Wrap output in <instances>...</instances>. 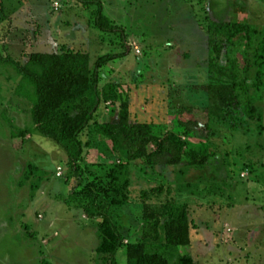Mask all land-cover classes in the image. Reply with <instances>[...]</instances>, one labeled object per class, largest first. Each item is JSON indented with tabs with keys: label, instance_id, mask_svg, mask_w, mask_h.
<instances>
[{
	"label": "rangeland",
	"instance_id": "rangeland-1",
	"mask_svg": "<svg viewBox=\"0 0 264 264\" xmlns=\"http://www.w3.org/2000/svg\"><path fill=\"white\" fill-rule=\"evenodd\" d=\"M82 1L0 0V217L6 210L14 219L0 233V264H110L97 253L102 217L127 246L148 232L145 208L165 205L187 210L190 246H168L161 221L158 241H145L149 254L167 264H264V0H99L103 15L127 36L128 54L99 72L101 103L79 137L83 153L73 167L60 146L35 131L30 103L14 95L21 77L5 60L25 64L32 53L80 52L94 70L99 57L123 52L120 33L97 30V7ZM211 22L252 28L220 38L215 64L223 76L209 71ZM233 72L238 104L211 108L209 140L203 129L186 136L193 117L176 111L208 109L205 87L232 84ZM121 101L129 104L130 123L180 135L186 153L180 165H168L167 157L129 162L98 134V125L117 120ZM86 108L81 102L62 112ZM200 144L211 157L203 167L190 166ZM23 194L28 201H19ZM89 194L92 204L82 197ZM116 261L126 264L124 248Z\"/></svg>",
	"mask_w": 264,
	"mask_h": 264
},
{
	"label": "trees",
	"instance_id": "trees-1",
	"mask_svg": "<svg viewBox=\"0 0 264 264\" xmlns=\"http://www.w3.org/2000/svg\"><path fill=\"white\" fill-rule=\"evenodd\" d=\"M82 3L85 6L97 7L94 20V27L97 30L106 34L120 33L123 52L99 57L94 70L91 69L90 56L80 52L32 53L27 57L25 64L11 58L5 60V63L16 68L21 77L14 95L30 103L31 108L27 114L31 117L35 131L60 146L65 151L69 164L73 167L78 165L83 153L79 137L88 128L101 103L99 72L109 63L123 59L128 54L125 51L127 36L122 28L115 26L103 15L101 2L99 0H83ZM251 30L249 25L232 22H211L208 24L206 33L208 35L207 46L211 54L209 64L211 73L225 75V73L221 74L225 70L217 68L215 64L222 52L220 38L227 37L228 40H233L240 34H248ZM261 51L264 53V48H261ZM260 59L262 60V57ZM232 76L234 78L232 84H210L205 87L209 98L208 109L180 108L176 111L177 116L193 117L190 124L194 129L186 130V136L195 135L196 131L203 129L205 139L209 140L213 135L208 118L211 108H224L231 104H238L234 72ZM81 102L86 104L85 110L75 114L62 112L64 107ZM250 111L255 113L253 109ZM117 115L118 118L115 122L98 125V134L111 139L116 149L126 154L129 162L145 159L149 164H154L157 159L167 157L168 165L178 166L185 159V143L180 135L164 132L160 126L156 125L130 123L129 104L126 101H121ZM203 117L206 119L202 123L199 119ZM9 126L12 128V125L9 124ZM24 135L25 132L20 134V136ZM11 137L15 139L19 136L12 131ZM150 146L154 148L152 153L148 150ZM197 149L198 152L189 157V165L203 167L211 155L205 144H200ZM71 195L78 197L74 190ZM146 195L143 194L142 198L146 199ZM82 197H91V204L95 199V196L91 194L89 196L82 195ZM86 213H88L87 209ZM102 218L104 222L98 231L100 245L97 248V253L108 255L110 264H117L116 257L123 248L125 249L126 264H167L164 258L156 254H149L145 244L146 240L158 241L161 221H164L163 229L168 246L173 248L190 246L188 212L184 207L176 208L172 205L158 208L146 207L144 220L148 225V232L143 235L141 242L127 246H124L122 236L116 226L107 217ZM25 230L29 229L25 228Z\"/></svg>",
	"mask_w": 264,
	"mask_h": 264
},
{
	"label": "crops",
	"instance_id": "crops-1",
	"mask_svg": "<svg viewBox=\"0 0 264 264\" xmlns=\"http://www.w3.org/2000/svg\"><path fill=\"white\" fill-rule=\"evenodd\" d=\"M18 99H20V98H18ZM18 101H20V100H18ZM22 101V100H21ZM24 188H26V189H29V192H31L30 191V187H26V186H24ZM29 194V193H28ZM26 196V194H23V195H20V199H19V201H21V200H23V199H26L27 201H28V198H27V196ZM29 196H31V195H29ZM25 197V198H24ZM20 203H18L16 206L17 207H19L18 205H19ZM20 209H21V207H20ZM17 210L16 211V215H17V217L15 218V219H18L19 220V218H20V216L21 215H19L20 214V211L21 210ZM11 218V217H10ZM9 218V214H8V216H7V213H6V210H2V215H1V217H0V233H4V232H6V231H10V229H9V226H8V222H9V220H11V222H14V219L13 218H11L10 219ZM18 222V221H17ZM12 225V224H11ZM13 226V225H12ZM7 228V229H6ZM3 232H2V231Z\"/></svg>",
	"mask_w": 264,
	"mask_h": 264
}]
</instances>
